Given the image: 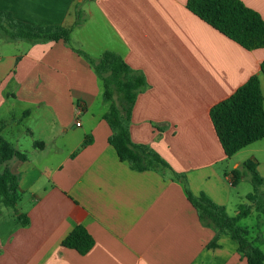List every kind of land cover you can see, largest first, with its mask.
I'll use <instances>...</instances> for the list:
<instances>
[{"label":"crops","instance_id":"crops-1","mask_svg":"<svg viewBox=\"0 0 264 264\" xmlns=\"http://www.w3.org/2000/svg\"><path fill=\"white\" fill-rule=\"evenodd\" d=\"M187 1L0 0V12L22 23L73 30L67 44L12 42L0 32L1 135L27 156L2 169L17 176L18 210L30 220L19 228L15 214L5 232L0 223V264H248L236 240L202 224L171 171L137 172L119 159L110 103L83 56L113 52L143 75L132 141L185 176L194 195L238 215L232 171L253 161L264 180V139L228 158L210 110L254 75L264 95V49L242 48ZM241 1L264 19V0ZM77 226L95 241L86 255L62 246ZM246 228L262 250L264 236Z\"/></svg>","mask_w":264,"mask_h":264},{"label":"trees","instance_id":"trees-1","mask_svg":"<svg viewBox=\"0 0 264 264\" xmlns=\"http://www.w3.org/2000/svg\"><path fill=\"white\" fill-rule=\"evenodd\" d=\"M188 10L212 28L239 44L248 51L264 49V19L241 0H188ZM81 19L76 23L78 26ZM72 28L35 27L22 23L11 14L0 12V32L6 40L45 43L63 41L69 43ZM83 56L94 69L104 87V100L110 103V111L105 120L112 135L109 144L115 149L119 159L127 162L133 171H171L173 180L182 184L186 196L196 209L203 225L215 230L217 234L231 236L239 244V253L248 264H264V252L250 238V231L240 222L250 216L251 206L240 207L236 216H230L226 208L208 199L204 194L194 195L185 176L177 174L172 167L152 148L135 144L131 139L130 121L137 96L146 88V80L133 71L121 56L104 52L98 58ZM264 75V62L261 64ZM29 114L28 112L25 114ZM210 118L217 137L228 158L250 145L264 139V95L259 75L252 76L232 96L213 106ZM4 124L0 126V213L11 209L16 214L17 227L30 226L29 218L18 210L21 202L18 178L4 164L13 160H27L25 153L18 151L1 135ZM36 146H43L36 143ZM250 177L255 193L247 200L264 214V180L257 171V164L246 161L232 171V185L236 186L245 177ZM217 239V238H216ZM94 238L83 226H77L62 242L64 248L86 255L94 247ZM216 245V241L213 244Z\"/></svg>","mask_w":264,"mask_h":264},{"label":"rangeland","instance_id":"rangeland-1","mask_svg":"<svg viewBox=\"0 0 264 264\" xmlns=\"http://www.w3.org/2000/svg\"><path fill=\"white\" fill-rule=\"evenodd\" d=\"M1 35V34H0ZM239 157V156H238ZM245 180H242L239 184H237L235 186V194H234V202L232 204V207L230 208V213L234 214L235 210H236V205L240 202L241 206H251L252 203H250L247 200V196L249 194L255 193L254 190V186L252 185L251 181H250V177L246 176ZM240 196H246L243 200H241L239 197ZM256 208V206H255ZM240 209V208H239ZM252 216L245 218L242 222H241V226L246 228L249 227V229L252 231L253 228L255 231V235H261L264 236V214H261L260 212H258L256 209H254ZM15 219V213L13 210L11 209H3V211L0 213V223L2 222H7V225H5L4 228V232L5 231H10L12 229V221H14ZM261 248L264 251V243L261 244Z\"/></svg>","mask_w":264,"mask_h":264},{"label":"built area","instance_id":"built-area-1","mask_svg":"<svg viewBox=\"0 0 264 264\" xmlns=\"http://www.w3.org/2000/svg\"><path fill=\"white\" fill-rule=\"evenodd\" d=\"M77 126H80V123H77ZM230 181H232V180H230Z\"/></svg>","mask_w":264,"mask_h":264}]
</instances>
